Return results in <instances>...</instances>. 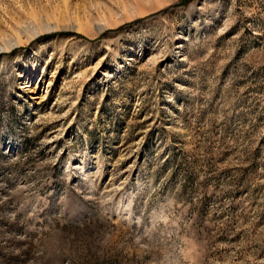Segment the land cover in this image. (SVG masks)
I'll list each match as a JSON object with an SVG mask.
<instances>
[{
  "label": "rangeland",
  "instance_id": "obj_1",
  "mask_svg": "<svg viewBox=\"0 0 264 264\" xmlns=\"http://www.w3.org/2000/svg\"><path fill=\"white\" fill-rule=\"evenodd\" d=\"M0 264H264V0H0Z\"/></svg>",
  "mask_w": 264,
  "mask_h": 264
}]
</instances>
